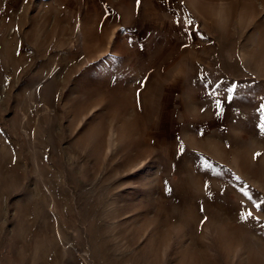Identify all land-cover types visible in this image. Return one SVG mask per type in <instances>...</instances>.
Masks as SVG:
<instances>
[{
	"label": "rangeland",
	"instance_id": "1",
	"mask_svg": "<svg viewBox=\"0 0 264 264\" xmlns=\"http://www.w3.org/2000/svg\"><path fill=\"white\" fill-rule=\"evenodd\" d=\"M261 105L264 0H0V264H264Z\"/></svg>",
	"mask_w": 264,
	"mask_h": 264
},
{
	"label": "snow or ice",
	"instance_id": "2",
	"mask_svg": "<svg viewBox=\"0 0 264 264\" xmlns=\"http://www.w3.org/2000/svg\"><path fill=\"white\" fill-rule=\"evenodd\" d=\"M177 23L179 22V21H176ZM188 23H191V21L189 20V21H187ZM218 87V86H217ZM235 85H233L231 88H229L228 89V91H229V93H231V92H233L234 91V89H235ZM209 95H216V93L215 92H212V93H209ZM228 99L229 100H231L232 99V96H229L228 97ZM216 107H217V109H221L222 108V104H221V102L219 101V100H216ZM258 111H260L261 113H262V116H261V124L260 125H258V127H260V129H261V131L262 132H264V105H261V107L258 109ZM181 151H183V148L181 147ZM257 155H259V154H257ZM210 167V166H209ZM205 187L207 188L208 187V185L207 184H205ZM262 204H264V201H260L259 203H256L255 204V208L257 209V210H261V205ZM240 218H241V220H244V221H247L249 218H253V213L251 212V211H248V212H242L241 213V215H240ZM256 220H257V222H259V220H260V218L259 217H254ZM206 219V218H205ZM203 223V222H202Z\"/></svg>",
	"mask_w": 264,
	"mask_h": 264
}]
</instances>
